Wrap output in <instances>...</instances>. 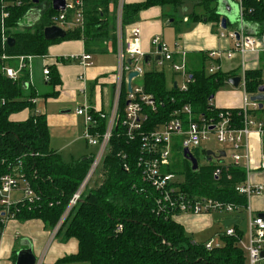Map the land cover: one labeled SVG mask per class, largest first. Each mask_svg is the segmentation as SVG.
<instances>
[{"label":"trees","instance_id":"1","mask_svg":"<svg viewBox=\"0 0 264 264\" xmlns=\"http://www.w3.org/2000/svg\"><path fill=\"white\" fill-rule=\"evenodd\" d=\"M20 1V4L16 2ZM119 0H85V25L83 29L67 32L63 39L46 40L44 28L51 24L56 13L48 0H0V46L2 45L1 16L3 4L9 12L5 19V34L15 38L11 46L5 45L9 55H44L49 47L59 41L83 39L85 50L90 54L106 52L116 48V9ZM185 0H143L123 4V26L137 24L140 12L153 6L165 9V20L177 22L175 13ZM218 0H197L194 19H204L220 27L222 15L218 11ZM243 17L236 23L237 31L246 30L248 25L261 29L264 25V0H242ZM35 11L34 13H32ZM36 13V14H35ZM40 13V14H39ZM37 18L30 25L23 21ZM182 19H180V22ZM172 22V23H173ZM227 26L229 22L227 20ZM260 31V32H261ZM259 33V32H258ZM257 33V34H258ZM2 52L0 51V54ZM74 60V59H70ZM210 58L207 53L197 66L189 70L191 81L186 90L173 85L169 87L164 70H145L142 84L146 92L153 94L157 108L145 107L146 119L141 131L148 132L168 123L174 113L185 105L192 108L196 116L218 119L220 111L213 105L217 91L229 80V75L220 70L207 71ZM4 60L0 59V178L17 169L25 175L36 192L33 202L17 205L16 219L21 221L40 219L63 241L75 238L78 250L57 260L58 263L88 262L89 264H248L239 239L244 235L240 224L234 225L235 235L222 234L220 244L212 249L206 242L196 241L185 230L181 222L170 213L158 212L156 198L159 192L152 188L142 176L139 160L143 156L141 132L130 138L122 118L112 132L109 151L100 167L102 179L94 187L84 189L77 204L63 219L73 195L83 183L94 153L66 162L51 146V134L44 113H35L34 97L57 96L51 91L40 95L32 87L8 78L2 72ZM49 85L60 83L56 66L50 67ZM263 69H248L245 72L246 90L258 93L262 84ZM28 78L25 74L23 80ZM126 90L120 108L127 104ZM31 114L23 120L12 115L25 109ZM252 113V112H251ZM264 122V106L252 113ZM231 123L239 129L244 126V111L231 108ZM187 123V117H184ZM105 124L100 123V131ZM176 141L173 151H181ZM178 147V149H176ZM199 161V150L194 152ZM183 156V155H182ZM128 169H126V166ZM170 172L184 176L176 182L190 196H207L246 207L248 199L236 186L246 178V169L230 166L224 168L220 177L214 175L215 163L209 161L193 169L189 159L183 157L180 169L174 165ZM122 225V229L118 227ZM4 229L0 221V230ZM2 233L0 232V240Z\"/></svg>","mask_w":264,"mask_h":264},{"label":"built area","instance_id":"2","mask_svg":"<svg viewBox=\"0 0 264 264\" xmlns=\"http://www.w3.org/2000/svg\"><path fill=\"white\" fill-rule=\"evenodd\" d=\"M240 5L241 17H243L242 0H238ZM20 4V1L16 2ZM52 7V0H48ZM124 0H119L116 9V56L118 60L115 80H114V97L109 111H102L91 103L85 102L76 109L78 115L85 118L84 138L87 142L96 148L94 152V160L91 164L89 172L87 173L83 183L78 191L71 198L65 216L79 201L83 190L88 181L93 177L97 167L101 165L105 155L109 151L110 139L112 132L116 127L119 119L122 118L123 124L127 129L130 138L135 137L136 132H141V142L143 156L139 160V166L142 169V176L152 188L159 192L156 198L157 211L170 213L174 218L181 214L203 215V214H224L228 216H237L242 218V222L246 221L244 226V235L239 239V245L247 254L248 264H257L264 259L262 255L264 252V216L253 214L250 206V199L254 195H261L264 192L263 184H253L248 176L241 181L236 189L246 195L248 205L241 207L232 202H226L207 196H190L188 193L181 190L176 185V182L182 180L183 176L170 172L167 168L172 164L171 157L173 156V146L175 139L180 141V149L185 154V149L194 155L196 150L199 154L207 156V150L203 148V143L209 141L212 136L216 140L229 149L232 150L230 154L231 162L225 163L224 158L211 155L209 161L215 163L214 175L219 178L224 168L228 169L230 166H239L243 159L247 161L246 166H250V153L248 137L251 129L257 127L261 132L264 131V122L257 120L252 111L260 108V101L252 100L251 94L246 90L245 73L242 78V85L245 90L244 106V126L242 128H235L231 123L230 109L220 111L218 119L215 117L207 118L204 115L196 116L189 105H185L181 110L174 113L173 118L166 124L158 126L156 129L143 132V122L146 119L145 107L157 108V102L153 94L145 91L142 84V77L145 72L146 53L141 46V28L138 24L123 26L122 12ZM3 4L1 16L2 29V45L0 46V59L4 60L2 65V72L10 79L16 82H22L26 88L33 83V61L39 57L42 59L43 75L46 83L50 81V67L51 62L48 61L47 54L44 55H9L4 50L5 45L8 44V38L5 34V19L9 16V12L5 9ZM57 25L67 32L73 29H83L85 25V0H65V8L56 11L51 16V24ZM237 31L225 32L221 35H228L234 39L235 47L226 51L211 50L208 51L210 58L209 71L215 73L220 69L218 60L225 55L227 58H232L235 54H240L242 58L241 65L244 69L245 55L247 53H264V25L262 31L258 34H247L241 28L240 35L237 38ZM156 50L151 54V59L160 54V58L155 60L160 66H164L166 61L171 63L172 69L177 73H182L184 81L177 85L181 90H186L191 81V74L187 70L186 52L177 51L168 42L163 40L159 35L152 39ZM158 47H161L160 50ZM181 54L180 60H175V54ZM154 55V56H153ZM74 60H78L83 65H91L92 54L84 53L80 56H72ZM130 59V62H129ZM132 71H138V75L131 80V90L128 87V75ZM25 74L28 78L23 80ZM140 79L135 84V81ZM261 86L264 87V74ZM126 90L127 104L121 110L120 101L123 93V88ZM263 93L264 91H259ZM35 104V113L39 110L36 108L37 97L31 99ZM40 113V112H39ZM184 117H187V123L184 122ZM101 121L105 124L104 131H100ZM242 149V151H240ZM195 156V155H194ZM185 157V156H184ZM196 157V156H195ZM186 158V157H185ZM197 158V157H196ZM199 164V161H198ZM126 169H128V166ZM261 169H264V159L260 164ZM247 168V167H246ZM182 176V178H180ZM21 191L20 198L16 199L14 193ZM36 199V192L31 187L29 181L25 178L23 173L17 169L6 173L0 178V221L5 226L12 220L16 219L18 211L17 205L20 202H33ZM122 229V225L118 230ZM4 229L0 230L3 234ZM55 233L57 228H55ZM235 235L236 231L234 225L226 227L222 232L217 234L220 237L222 234ZM2 237V236H1ZM218 239H211L206 242V247L212 249L219 245Z\"/></svg>","mask_w":264,"mask_h":264},{"label":"crops","instance_id":"3","mask_svg":"<svg viewBox=\"0 0 264 264\" xmlns=\"http://www.w3.org/2000/svg\"><path fill=\"white\" fill-rule=\"evenodd\" d=\"M141 1L143 0H124L125 3ZM196 3L197 0H194L193 11L182 16L181 28L173 27V19L165 20V9H163V7L153 6L142 10L137 24L141 28V46L144 52L146 54H152L156 50V47L153 46L152 43L153 37L159 35L163 38L165 29L168 27H172L177 34L175 41L169 44L174 49L177 48V51L186 52V65L188 72L197 66L204 53H208V51L211 50L226 51L233 49L236 43L234 39L228 35L222 36L221 32L237 31L240 24L236 26V23L241 19L239 1L218 0L217 2L218 11L222 17H227L229 22L226 29L222 26L218 27L212 22H207L205 18L201 20L199 18H190L189 15L197 10ZM231 11L234 17H231ZM177 12L175 13V16L177 15ZM244 31L248 34H254L260 32L261 29L248 25ZM163 40L165 39L163 38ZM51 46V49L49 47L50 51L47 53L49 57L48 61L51 62V65L57 67L60 76V83L51 86L49 83L45 82L43 75V61L41 58L37 57L33 61V83L30 87L35 89L40 95H44L42 93H49L51 91L58 92L57 96H53V98H58L55 99V103L60 102L63 104V111L47 113V105L51 100L48 99L49 96H42L43 98L38 97L36 103L37 110L47 116V122L52 136L53 132L56 130L69 131L72 129L76 130L79 128L82 130L85 128V118L76 113V108L85 102L91 103L92 106L94 105L104 112L109 111L114 97V80L118 60L116 49L113 50L111 47L103 53H91L92 64L88 66L83 65L78 60H70L72 56H80L84 53H89L85 50L86 47L83 39L63 40L56 42ZM96 54H113L115 61L111 63L103 62V59L97 57ZM180 59L181 54L179 53L178 55L176 53L175 60ZM155 60H157L155 56L150 59V62L145 64V70H164L167 77L165 71L167 66L165 67L157 64L161 67V69H158L155 67L156 65H154L156 62ZM217 62L220 66L219 70L228 74L229 79L234 76H240L242 79L243 74L248 69L261 68L264 71V53H247L245 55L244 69L241 65L242 58L240 54H235L232 58H227L223 55ZM210 64L211 63L208 61V72H210ZM168 69L171 73L170 82L167 79L169 87L182 84L184 81L183 74L175 72L171 67V63L169 64ZM225 84L237 89L235 91H222L218 94L219 89L214 97L213 105L218 108L242 109L245 98V90L242 85V80L237 87L228 81ZM43 88L47 89L42 92ZM80 92L84 97L83 101L78 104V96ZM258 94L261 93H256L255 95ZM74 102H77V106L75 111L72 112L70 109ZM262 102V106H264V101ZM255 111H252V113ZM30 114L31 110L27 108L21 112L13 114L12 118L15 120H23L28 118ZM85 141L87 145L90 146L86 139ZM248 144L251 165L246 166L247 161L243 159L240 166L246 169V176L248 169V176L253 184L264 185V169H261L260 167V164L264 159V131H259L257 127L252 128L248 137ZM203 148L207 151H213V155H215V152L216 155L219 153L217 156L223 157L225 163L231 162L230 154L232 150L227 146L216 150L211 148L208 149L204 146ZM53 149L57 150L62 156L61 148L53 147ZM228 150H230V153ZM221 151H225V155H222ZM240 151H242V149ZM210 156L211 155L208 153L207 156H205L207 161L210 159L212 160ZM18 198H20V196L16 199ZM250 206L253 214L259 215L260 213H264V192L261 195H254L250 199ZM227 217L228 215L224 214H181L178 215L176 219L183 224L185 230L191 234L196 241H199L197 240L198 236L203 237L204 235H207V238L204 239V241L199 242H207L213 238L216 240L218 239L220 242V237H217V234L226 228L223 221ZM243 223L244 221L242 222L241 218L239 224L242 226ZM244 226H242V228H244ZM29 247L32 248L33 254L37 258L36 264H89L88 262L58 263L57 260L61 257L75 253L78 250V242L75 238L63 241L61 237L55 235L54 230L47 228L40 219L26 221L14 219L5 226L0 240V264H16L19 252L23 249H28ZM262 262L264 264V259Z\"/></svg>","mask_w":264,"mask_h":264},{"label":"rangeland","instance_id":"4","mask_svg":"<svg viewBox=\"0 0 264 264\" xmlns=\"http://www.w3.org/2000/svg\"><path fill=\"white\" fill-rule=\"evenodd\" d=\"M193 2H194V0H185V3L179 7L177 15L175 17L177 19V22L176 23L173 22V27L175 26V27L181 28L180 19L182 18V16L184 14H187V13L193 11ZM230 15H231V17H234L232 14V11L230 12ZM176 35L177 34L174 32L173 28L168 27L165 29L163 38L166 40V42L171 44L175 41V39L177 37ZM52 45H54V44H52ZM51 47H50V49H51ZM50 49H49V51H50ZM154 49H155V47H154ZM96 56L101 57L100 59H103V62L111 63V62L115 61V57L113 54H96ZM169 64H170V62L166 61L164 66L165 67L167 66L165 68V71L167 73V77H168L167 79L170 82L171 73H170V70L168 69ZM154 65H156L155 66L156 68L161 69V67L158 66L156 62ZM139 80L140 79H137V81H135V84L137 82H139ZM46 89L47 88H43L42 92ZM236 89L237 88L234 89L231 86H229L228 84H225L223 87L220 88V90H219L220 92L218 91V94L221 93L222 91H235ZM42 94H45V93H42ZM40 97L43 98L42 96H40ZM78 97H79V99H78V104H79L83 101L84 95L81 94V92H80ZM48 99H51V100L49 101V103L47 105V113H51L53 111L54 112H61L64 110V107H62V105H63L62 103H60V102L55 103V99H58V98H53V96H49ZM72 105L73 106L71 107L70 110L73 112V111H75V108L77 106V102L72 103ZM83 131H84V129L81 130L78 128L76 130H74V129L69 130V131H67V130L57 131L56 130L53 132V134L51 136V145L54 148H61L62 149V157L66 162H70L73 159H79L81 157L89 156L96 150V148L94 146H92V145L88 146L87 145L85 139L83 138ZM176 141L178 142L177 145H180V141L178 138L175 139V142ZM202 145L208 149L211 148V149H215V150L225 147L224 144L218 142L216 140V138H214L213 136L209 141H207L205 144H202ZM176 149H178V147ZM228 151L230 153V150H228ZM172 154H173V156L171 157L172 165H174L175 168L179 170L180 166H181V160L184 157L183 150L182 151H178V150L173 151ZM208 158H210V157H208ZM199 162H200V165H203L209 161L206 160V157H204V155L199 154ZM101 165H102V163H101ZM101 165H99L97 167V170L93 174V177L86 184L85 190L88 187H94L96 184H98L101 181V179H102V175H101V171H100ZM180 178H182V176H180ZM21 194H22L21 191H17L14 193V196H15V198H17ZM213 214H217V213H213ZM244 225H245V223L242 224V226H244ZM206 238H207V235H204L203 237L198 236L197 240L204 241V239H206ZM262 261L258 262L257 264H263Z\"/></svg>","mask_w":264,"mask_h":264},{"label":"water","instance_id":"5","mask_svg":"<svg viewBox=\"0 0 264 264\" xmlns=\"http://www.w3.org/2000/svg\"><path fill=\"white\" fill-rule=\"evenodd\" d=\"M35 2H38V0H35ZM52 7L54 10L56 11H59V10H63L65 8V0H52ZM38 17L36 18H30L26 21H23L22 22V25H30L32 24L34 21L37 20ZM227 17H222V24L221 26L226 29L227 27ZM237 38H239V31H237ZM248 34V33H247ZM254 34H257V33H254ZM67 35V31L64 30L63 28L57 26V25H49L47 27L44 28V37L46 40H58V39H63L65 38ZM7 43L9 45H13L15 43V38L13 37H9L8 38V41ZM161 47H158V49L160 50ZM160 54H157L155 55V58L156 59H159L160 58ZM152 55L151 54H146L145 56V60L146 61H149L151 59ZM129 62H130V59H129ZM138 75V71H132L129 73L128 75V87H129V90H131V87H132V84H131V80L133 77L137 76ZM241 81V77L240 76H234V77H231L228 82L231 83L232 85L234 86H238L239 83ZM177 87V85H176ZM260 91H264V87L263 86H260ZM252 100H258V101H261L260 103V106L263 105V102L264 101V94L261 93V94H258V95H254L251 97ZM184 156L189 159L192 163V166H193V169H197L199 164H198V159L192 154L190 153V151L188 149H185L184 151ZM207 153L209 155H213V151L211 150H208ZM221 154L222 155H225V151H221ZM259 215H262L264 216V213H260ZM241 221V218L240 217H237V216H228L226 219H224L223 221V224L226 226V227H229V226H232V225H236V224H239ZM264 256V252L262 254ZM37 262V258L34 256L33 254V251H32V248H28V249H23L19 252L18 254V260H17V263L16 264H36Z\"/></svg>","mask_w":264,"mask_h":264},{"label":"bare ground","instance_id":"6","mask_svg":"<svg viewBox=\"0 0 264 264\" xmlns=\"http://www.w3.org/2000/svg\"><path fill=\"white\" fill-rule=\"evenodd\" d=\"M35 11H33L32 13H34ZM36 14V13H35ZM40 14V13H39ZM53 15V14H52ZM36 17V16H35ZM14 38V37H13ZM242 80V79H241Z\"/></svg>","mask_w":264,"mask_h":264}]
</instances>
